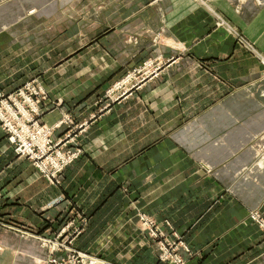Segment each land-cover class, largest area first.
Instances as JSON below:
<instances>
[{
    "label": "crops",
    "instance_id": "crops-1",
    "mask_svg": "<svg viewBox=\"0 0 264 264\" xmlns=\"http://www.w3.org/2000/svg\"><path fill=\"white\" fill-rule=\"evenodd\" d=\"M205 1L90 0L100 7L96 26L111 33L78 69L39 72L56 105L42 121L86 124L78 138L89 170L99 182L125 171L138 208L194 253L182 250L183 264H264V234L251 218L264 213V0ZM83 2L0 0V59H23L27 44L33 59L59 30L78 35L68 12ZM149 59L165 63L160 76L99 114L108 88ZM38 74L0 71V90L12 93ZM121 141L124 151L110 150ZM62 194L17 156L0 125V264H47L34 235L61 229L66 205H54Z\"/></svg>",
    "mask_w": 264,
    "mask_h": 264
},
{
    "label": "rangeland",
    "instance_id": "rangeland-1",
    "mask_svg": "<svg viewBox=\"0 0 264 264\" xmlns=\"http://www.w3.org/2000/svg\"><path fill=\"white\" fill-rule=\"evenodd\" d=\"M89 1L84 0L82 3L84 6L87 5L85 8L80 5L73 12H68V16L73 18L79 25L78 35H69V33H75L73 29H68L66 32H63L64 30L57 31L58 34L52 41L38 45V53L31 56L33 59L26 55L30 45H24L22 47L24 58L6 59L12 58L10 53L7 54L2 60L0 59V71L2 73L11 72L16 75L23 73V79L28 80L32 76L31 73L38 74L43 71L45 75L47 68L51 65V67L54 66L53 68L56 69L71 70L78 69L84 65L88 60V56L83 54L97 53L99 42L111 33V28L103 30L102 27L96 26L97 23L94 22V19L96 13L99 14L97 8L100 7H95V3H90ZM196 1L200 4L206 2L205 0ZM262 61L264 62L263 59ZM164 67L165 63L163 61L149 59L142 62L139 66L128 69L104 93L101 103L105 107L100 110L99 114L108 111L112 103L120 102L122 104L126 100L129 91H125L124 88L117 90L116 86L123 83L128 76H134L133 82H128L130 83L129 87L132 83H136V86L131 89H139L146 81L158 78ZM43 74L39 73L32 80H37L47 92L42 103V110L44 111L41 121L56 107L50 100L49 92L45 87V77L40 76ZM67 78L68 75H60L56 77V80L61 82ZM2 91L0 90V92ZM48 100L49 104L47 103ZM64 117L68 118L67 116ZM64 117L53 126L58 122H62ZM68 119L74 120L71 117ZM126 120L122 121L125 123ZM63 127H67V130L58 139L53 137V140L54 142H59V140L71 135L72 141L67 150L77 154L74 161L53 178L47 177L34 165L50 184L64 191V194L56 199L54 207L62 203L66 205L63 211L66 215L62 222L64 224L53 238L34 235L41 241V244L46 240H51L62 246V243L69 240L70 243L68 245L75 251L108 264H156L157 262L161 264H183L182 250L186 252L185 254L194 255L186 246L183 238L175 235L167 237L158 223L143 213L142 209L138 208L136 200H132L135 197V193L137 194V190L132 188V184L128 185L125 171L122 172L116 168L119 172H116V170L107 171L102 174V181L99 182V173L97 172L96 174V172L89 170L91 164L86 162V157L88 156L86 155V148H84L83 143L81 144L78 138V135H81L87 129L86 124H74L73 121V125H63L55 128L54 132ZM113 143L114 140L109 139L105 141L104 145L110 146ZM125 145L126 141H121L118 147L110 150L121 153L124 151ZM117 159L119 160L118 166L125 167L124 165L128 158L118 156ZM89 162L92 163L91 158ZM112 180L119 183L117 188H114L115 182ZM99 185L103 187L98 188ZM138 194L141 195L139 191ZM47 250L50 255L52 253L51 249L47 248ZM70 254V252L61 248L59 252L55 253V257L59 256L63 260V257H69L71 256Z\"/></svg>",
    "mask_w": 264,
    "mask_h": 264
},
{
    "label": "built area",
    "instance_id": "built-area-1",
    "mask_svg": "<svg viewBox=\"0 0 264 264\" xmlns=\"http://www.w3.org/2000/svg\"><path fill=\"white\" fill-rule=\"evenodd\" d=\"M133 80V75L128 76L123 83L116 86V89L124 88L128 92L136 86V83H132L129 87ZM122 84L126 85L122 87ZM46 94V90L37 80L27 82L9 94L0 92V125L6 133L8 141L14 147L17 156L27 158L47 177L53 178L73 162L77 154L67 150L72 141L71 135L59 140V142L53 140L55 128L73 125V121L69 120V117H64L62 122L56 124L57 127H55L56 125H45L40 120L44 111L42 110V103ZM251 218L259 225L264 234V213L256 212L252 214ZM69 243L68 240L60 246L51 240L42 242V245L45 248H50L52 252L47 264H108L75 251L68 245ZM61 248L70 252L71 256L63 257V260L59 256L55 257V253L59 252Z\"/></svg>",
    "mask_w": 264,
    "mask_h": 264
},
{
    "label": "bare ground",
    "instance_id": "bare-ground-1",
    "mask_svg": "<svg viewBox=\"0 0 264 264\" xmlns=\"http://www.w3.org/2000/svg\"><path fill=\"white\" fill-rule=\"evenodd\" d=\"M262 59L264 60V58H262ZM124 85H126V84H122V87H123ZM119 88H121V87H119Z\"/></svg>",
    "mask_w": 264,
    "mask_h": 264
}]
</instances>
